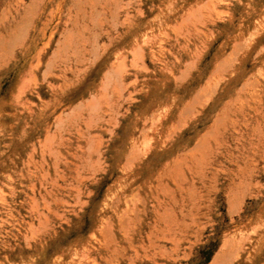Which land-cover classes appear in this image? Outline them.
<instances>
[{"label":"rangeland","instance_id":"1","mask_svg":"<svg viewBox=\"0 0 264 264\" xmlns=\"http://www.w3.org/2000/svg\"><path fill=\"white\" fill-rule=\"evenodd\" d=\"M0 37V264H264V0H0Z\"/></svg>","mask_w":264,"mask_h":264},{"label":"bare ground","instance_id":"2","mask_svg":"<svg viewBox=\"0 0 264 264\" xmlns=\"http://www.w3.org/2000/svg\"><path fill=\"white\" fill-rule=\"evenodd\" d=\"M39 8H40V7H39ZM40 9H41V8H40ZM43 9H44V8H43ZM43 9H42V10H43ZM42 10H40V11H42ZM23 11H24V9H23ZM18 12H19V11H18ZM22 13H23V12H22ZM19 14H20V13H19ZM13 16H14V15H13ZM13 16H12V17H13ZM16 16H17V15H16ZM20 16H21V14H20ZM1 18H2V17H1ZM19 18H20V17H19ZM21 18H24V17H21ZM14 19H15V18H14ZM14 19H13V20H14ZM33 19H34V18H33ZM33 19H32V20H33ZM38 19H39V18H38ZM21 21H22V20H21ZM14 22H15V21H14ZM8 23H9V22H8ZM8 23H7V24H8ZM10 23H11V22H10ZM12 24L14 25V23H12ZM34 24H36V22H35ZM31 25H32V24H31ZM10 26H11V25H10ZM12 28H13V27H12ZM5 29H6V28H5ZM7 29H8V28H7ZM9 30H10V29H9ZM10 31H11V30H10ZM6 32H7V30H6ZM28 32H29V31H28ZM1 35H2V33H1ZM5 35H6V34H5ZM0 38H1V37H0ZM1 39H3V38H1ZM9 41H10V40H9ZM239 44H240V43H239ZM11 46H12V45H11ZM233 52H234V51H233ZM236 52H237V51H236ZM226 63H228L227 59L225 60V62L223 63V65L226 64ZM222 67H223V66H222ZM224 69H225V68H224ZM218 73H219V71H218ZM253 80H254V79H253ZM253 80H252V81H253ZM255 82H256V81H255ZM249 83H250V82H249ZM203 91H204V90H203ZM208 92H209V91H208ZM206 94H207V93H206ZM200 95H201V93H200ZM203 95H204V94H203ZM253 95H254V94H253ZM253 95H252V96H253ZM200 97H201V96H200ZM255 97H256V96H255ZM193 98H194V97H193ZM198 98H199V95H198L197 97H195L194 99H192V101H193V102L191 101V102H192V105L195 104L196 102H198ZM189 103H190V101H189ZM189 106H190V105H189ZM184 108H185V107H184ZM186 108H187V105H186ZM188 108H189V107H188ZM198 111H199V110H198ZM180 112H181V111H180ZM180 112H179V113H180ZM183 112H184V111H183ZM179 113H178V114H179ZM237 114H238V113H237ZM183 115H184V114H183ZM225 116H226V115H225ZM221 118H222V117H221ZM221 118H220V119H221ZM221 120H222V119H221ZM225 122H227V121H225ZM177 124H178V122H177ZM225 125H226V124H225ZM227 125H228V124H227ZM177 126H178V125H177ZM216 127H217V126H216ZM235 127H236V126H235ZM263 129H264V128H263ZM209 131H210V130H209ZM232 131H233V130H232ZM235 131H236V130H235ZM171 132H172V131H171ZM211 132H212V131H211ZM243 133H244V132H243ZM244 135H246V134H244ZM256 135H257V134H256ZM228 137H229V136H228ZM218 140H219V139H218ZM229 141H230V140H229ZM205 142H207V141H205ZM219 142H220V141H219ZM195 143H196V142H195ZM198 143H199V142H198ZM201 144H202V143H201ZM203 144H204V143H203ZM203 144H202V145H203ZM202 145H200V143L198 144V146H202ZM194 147H195V144L193 145V148H194ZM190 149H191V148H190ZM196 149H198V148H196ZM200 149H201V147H200ZM180 158H181V157H180ZM216 161H217V160H216ZM216 161H215V162H216ZM215 162H214V163H215ZM234 162H236V161L234 160ZM235 165H236V164H235ZM168 181H169V180H168ZM170 183H172V182H170ZM172 184H173V183H172ZM170 185H171V184H170ZM163 187H164V186H163ZM155 188H156V187H155ZM156 189H157V188H156ZM159 194H160V193H159ZM154 197H155V196H154ZM157 199H158V198H157ZM167 206H168V205H167ZM161 209H162V208H161ZM120 223H121V220H120ZM141 224H142V223H141ZM124 225H125V223H124ZM124 225H123V226H124ZM140 227H141V226H140ZM140 227H139V228H140ZM113 229H114V228H113ZM113 240H115V239L113 238ZM111 241H112V239H111ZM110 254H111V253H110Z\"/></svg>","mask_w":264,"mask_h":264}]
</instances>
